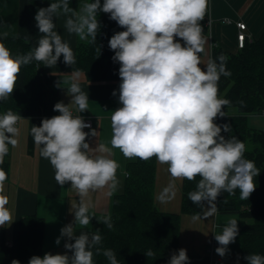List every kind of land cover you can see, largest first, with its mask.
I'll return each instance as SVG.
<instances>
[{"label": "clouds", "instance_id": "clouds-1", "mask_svg": "<svg viewBox=\"0 0 264 264\" xmlns=\"http://www.w3.org/2000/svg\"><path fill=\"white\" fill-rule=\"evenodd\" d=\"M207 7L208 0H103L102 4L101 0H80L78 8H73L70 0H55L37 10L34 19L42 35L26 54L13 55L0 40L3 101L14 92L21 67L33 60L48 68L56 66L61 57L68 66L76 63L69 43L56 30L55 18L64 16L67 33L89 43H94L100 32L101 12L124 29L108 41L114 52L112 60L120 65V107L111 111L110 146L100 143L91 147L86 141L89 135L96 136V131L85 132L91 126L70 107L74 104L80 113L89 108L88 92L75 80L64 82L69 84L67 94L72 99L67 105H54L53 110L59 115L44 118L40 126L31 127L40 155L55 170L56 182L60 186L70 182L81 198L74 211V223L86 227L94 217L83 201L89 191L107 187L114 192L118 188L117 170L121 165L111 156L112 149L117 148L126 159L147 161L156 157L168 166L174 178L193 181L199 176L196 190L188 194L194 204L215 201L222 192L234 194L236 189L240 190V199L248 200L255 191L254 178L260 169L253 160L245 158L244 142L235 136L225 138L221 133L230 132L231 125L214 122L224 116L222 109L228 103L218 96V82L221 75L230 73L224 55L201 67L207 38L200 22ZM7 35L3 33V37ZM112 95L117 92L114 90ZM21 119L11 110L0 114V165L9 146L18 144L16 125ZM6 179L0 168V192ZM8 203V198L0 194V226L13 222ZM103 223L113 228L110 217H105ZM72 228L73 224H69L61 229V237L74 241L65 243L67 252L33 255L28 264H95L94 254H102L109 264H119L112 249L97 247L102 243L99 230L74 236ZM237 235L238 221H228L222 233L214 236L219 245L216 253L225 256ZM61 237L56 239L57 245ZM144 254L155 255L151 249ZM244 259L247 264H264L261 254H249ZM11 264L20 261L13 259ZM168 264H189L186 249L172 253Z\"/></svg>", "mask_w": 264, "mask_h": 264}, {"label": "trees", "instance_id": "trees-1", "mask_svg": "<svg viewBox=\"0 0 264 264\" xmlns=\"http://www.w3.org/2000/svg\"><path fill=\"white\" fill-rule=\"evenodd\" d=\"M51 2L55 0H19L17 33L6 38L0 33V40L13 55L26 54L35 46L42 35L36 27L35 14L39 8L48 7ZM79 3L80 0H70L73 8H78ZM209 16L210 0L205 18L200 22L205 35L209 31ZM98 20L101 28L96 41H78L76 68L84 71L88 79H120V65L113 62L114 52L110 50L108 41L115 32L124 29L110 20L108 14L99 13ZM221 55L227 58L226 70L230 75H221L218 96L228 103L222 109L224 116L217 117L215 123L231 125L230 132L222 131L221 134L225 138L235 136L243 141L246 146L245 158L253 160L260 169L259 176L254 178L255 191L248 200L240 199L239 189L234 194L222 192L217 197L219 213H238L241 217L253 219L238 228L237 235L241 242V260L247 263L244 257L249 254L264 255V130L248 125L249 114L264 113V30L258 37H246L244 45L234 52L214 44L212 60H217ZM57 82V75L48 72L41 62L33 60L22 66L14 92L7 100L0 101V114L11 110L21 117L40 115L47 93L58 97L61 87H55ZM72 110L81 115L77 110ZM9 165L10 161L5 157L0 168L7 177ZM156 175V157L147 161L138 158L128 163L124 190L115 195L110 214L102 218L99 231L102 243L97 247L112 249L119 264H168L172 253L180 249L182 214L199 215L204 209L205 201L194 204L188 195L196 190L199 176L193 181L184 179L180 212L160 209L155 202ZM105 217L111 218L112 229L103 223ZM44 238L43 216L34 213L20 218L17 235V260L20 264H28L33 255L43 256ZM6 241L5 228L0 226V264H7L4 261ZM149 249L155 255L147 257L144 253ZM208 249L204 253L187 254L189 264H209ZM94 262L109 264L102 254H94Z\"/></svg>", "mask_w": 264, "mask_h": 264}, {"label": "crops", "instance_id": "crops-1", "mask_svg": "<svg viewBox=\"0 0 264 264\" xmlns=\"http://www.w3.org/2000/svg\"><path fill=\"white\" fill-rule=\"evenodd\" d=\"M19 0H0V33L8 35L17 33ZM210 22L209 31L205 35L207 44L205 52L201 54L204 67L209 60H212L213 45L218 44L228 51L234 52L239 47L237 33L239 31L237 21L244 20L247 23V37L252 39L258 37L264 30V0H210ZM65 17L55 18L56 30L69 43L75 58L79 38L69 35L64 28ZM48 72L55 73L59 87V95L54 98L52 93H47L42 113L35 116L22 117L16 127L19 135L16 137V147L9 146V175L4 181L3 190L0 194L8 198L6 205L12 215V223L5 224L6 246L4 261L11 264L13 259L17 260V235L19 220L26 214L37 213L45 218V253L64 254L65 243L74 242L68 237H61V229L66 225L73 224L72 233L79 236L81 232L89 234L101 229L103 216L110 214L113 199L116 194L121 193L125 187L127 177V164L136 161L138 158L126 159L120 150L112 149L111 156L121 167L117 170L119 186L113 192L109 188L89 191L83 197L89 214L94 216L86 227L74 223V211L79 204L80 196L77 190L71 188V183L60 186L55 180V170L49 160L40 155V148L35 145L31 135L32 126H40L44 118H51L59 115L53 110L57 102L69 104L72 97L67 94L69 84L65 81L75 80L81 89L88 92V111L80 113L84 116L93 115V127L89 129L96 131V136L89 135L86 141L91 147L100 143L109 145L112 137L111 115L116 108L120 107L119 83L120 79H88L85 72L78 70L76 64L68 66L63 62V57L53 68L45 67ZM117 92L113 96V91ZM71 108L76 109L74 104ZM183 178H174L168 171L166 164L157 160V175L155 183V202L157 206L166 211L180 212L183 199ZM217 199L204 202V209L201 214H182L180 249H186L187 254L204 253L213 241V231L216 215L218 214ZM252 221L253 219L250 218ZM61 237L60 244L55 243ZM70 255L71 253L68 252ZM223 262L226 258L221 257ZM222 262V263H223ZM226 264V263H224Z\"/></svg>", "mask_w": 264, "mask_h": 264}, {"label": "rangeland", "instance_id": "rangeland-1", "mask_svg": "<svg viewBox=\"0 0 264 264\" xmlns=\"http://www.w3.org/2000/svg\"><path fill=\"white\" fill-rule=\"evenodd\" d=\"M248 125L252 128L264 130V113L249 114L248 115ZM230 220L238 221V228H240L245 223L251 222L250 218L241 217L238 213H218L215 219L213 237L215 236V234H221L223 227ZM214 257L218 258L220 257V255H218L215 251ZM223 257L226 258V261H224L222 264L224 263L226 264H247L241 260V242L238 236L236 237L235 242L231 243L228 246V252Z\"/></svg>", "mask_w": 264, "mask_h": 264}, {"label": "built area", "instance_id": "built-area-1", "mask_svg": "<svg viewBox=\"0 0 264 264\" xmlns=\"http://www.w3.org/2000/svg\"><path fill=\"white\" fill-rule=\"evenodd\" d=\"M237 25H238V28H239V31L237 33L238 45H239V47H242L244 45L245 39L247 37V32H246L247 23L245 21L239 20V21H237ZM73 112H74V114L79 115L76 111L73 110ZM82 118L87 124H89L91 126L90 128L93 127V124H92L93 116L82 117ZM90 128H85L84 131L88 132V130ZM217 247H219L218 243L216 241H213L211 243L209 249H208L209 252H210V263L209 264H222V262H223L222 258H220V257L215 258L214 257V252H215Z\"/></svg>", "mask_w": 264, "mask_h": 264}]
</instances>
